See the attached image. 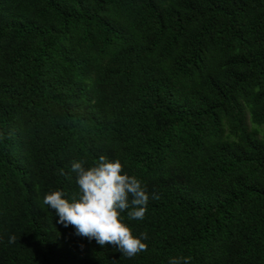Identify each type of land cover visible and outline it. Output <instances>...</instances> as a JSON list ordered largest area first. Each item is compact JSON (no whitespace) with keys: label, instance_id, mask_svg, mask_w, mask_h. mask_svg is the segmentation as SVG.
Here are the masks:
<instances>
[{"label":"trees","instance_id":"1","mask_svg":"<svg viewBox=\"0 0 264 264\" xmlns=\"http://www.w3.org/2000/svg\"><path fill=\"white\" fill-rule=\"evenodd\" d=\"M100 155L149 195L131 258L42 203ZM171 257L264 264V0H0V264Z\"/></svg>","mask_w":264,"mask_h":264},{"label":"clouds","instance_id":"2","mask_svg":"<svg viewBox=\"0 0 264 264\" xmlns=\"http://www.w3.org/2000/svg\"><path fill=\"white\" fill-rule=\"evenodd\" d=\"M71 168L78 185L71 199L57 189L46 193L42 201L55 211L58 222L72 225L77 235L95 239L101 246L112 245L129 258L147 251V234L135 236L121 217L127 210L128 219H144L149 195L141 180L122 172L119 159L110 160L105 155L88 167L84 161H73ZM152 198L159 196L153 194ZM14 241L15 237H10L9 242ZM169 264H189V259L171 257Z\"/></svg>","mask_w":264,"mask_h":264},{"label":"rangeland","instance_id":"3","mask_svg":"<svg viewBox=\"0 0 264 264\" xmlns=\"http://www.w3.org/2000/svg\"><path fill=\"white\" fill-rule=\"evenodd\" d=\"M248 122H249L250 128L254 129L252 123L250 121H248Z\"/></svg>","mask_w":264,"mask_h":264}]
</instances>
